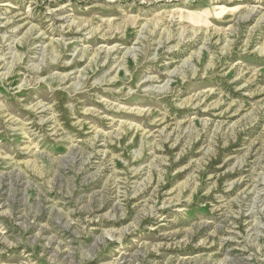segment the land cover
<instances>
[{
	"label": "rangeland",
	"instance_id": "rangeland-1",
	"mask_svg": "<svg viewBox=\"0 0 264 264\" xmlns=\"http://www.w3.org/2000/svg\"><path fill=\"white\" fill-rule=\"evenodd\" d=\"M0 264H264V0H0Z\"/></svg>",
	"mask_w": 264,
	"mask_h": 264
}]
</instances>
